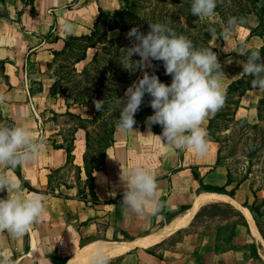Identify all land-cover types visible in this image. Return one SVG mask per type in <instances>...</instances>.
Segmentation results:
<instances>
[{"label": "crops", "instance_id": "1", "mask_svg": "<svg viewBox=\"0 0 264 264\" xmlns=\"http://www.w3.org/2000/svg\"><path fill=\"white\" fill-rule=\"evenodd\" d=\"M5 3L7 16L0 17V60H5L0 92L7 100L0 104V123L31 128L37 137H44L47 148L35 161L19 167L20 177L11 168L0 171L36 189L29 190L21 184L25 196L37 193L44 197L47 214L22 238L0 233L2 260L7 258L11 264H57L65 259L67 264L91 242H136L158 234L176 221L168 237L150 247L134 246L115 257L118 258L115 264H264V187L256 190L246 179L234 181L220 163V145L208 129L213 116L205 125L209 148L202 157L190 148L178 150L147 136V127H134L137 133H122L116 127L113 142L105 151L104 164L93 172L92 189L88 188L83 160L85 130L72 115L90 119L95 106L89 102L67 107L63 94L51 95L54 79L48 64L53 52L64 47L68 35L63 31L66 22L75 26L71 35L88 34L99 9L115 11L119 0H6ZM257 25L239 26L238 33H234L236 37L217 47L226 88L244 75L243 58L237 49L246 44L259 50L263 44V37L250 35ZM221 52L225 55L221 56ZM93 53L94 49L86 50L85 60L76 64L78 70ZM262 98L264 91L247 89L233 109L234 119L256 116V106ZM66 146L71 147L68 161ZM134 165L156 176L159 198L165 205L159 215L135 217L123 209L124 174ZM228 178L232 182L226 189L238 184L233 195L201 188V184L224 186ZM53 184L57 186L55 193L51 192ZM6 196V191L0 192V198ZM209 198L216 200L205 202ZM256 199L260 200V206L250 211L248 207ZM221 206H229L236 214L208 215L209 209Z\"/></svg>", "mask_w": 264, "mask_h": 264}, {"label": "clouds", "instance_id": "2", "mask_svg": "<svg viewBox=\"0 0 264 264\" xmlns=\"http://www.w3.org/2000/svg\"><path fill=\"white\" fill-rule=\"evenodd\" d=\"M221 0H191V14L198 18H211ZM237 24L235 17L229 18L218 38L228 41ZM63 31L71 35L75 26L66 22ZM216 35V29H210ZM127 37L133 40L127 48V63L121 62L129 71L152 67V61H162L171 84L160 81L154 73L145 71L142 78L130 85L124 98L112 105L118 109L116 127L122 133H137L135 115L149 95L153 115L147 118L148 135L175 149H192L197 156H204L209 148L207 120L220 111L225 103L227 90L223 83L225 73L217 54L208 48H198L183 34H177L167 23H149L145 34L139 27H133ZM246 57L242 64L243 73L251 76V87L264 91V57L259 50H250L242 44L237 52ZM133 55L139 60L133 61ZM135 65V70L133 69ZM7 96L0 92V104ZM97 111L102 112L103 100H93ZM162 127L160 135L151 132V126ZM47 148L41 135L22 125L0 124V169H16L35 161ZM124 188L121 198L123 209L135 217L159 215L165 205L159 198L156 176L142 166L134 165L124 174ZM7 196L0 198V233L7 232L12 238L25 236L35 224L47 214L44 197L37 193L25 196L18 180L0 171V192ZM0 264H11L4 258ZM88 264H111V258L102 245L88 256Z\"/></svg>", "mask_w": 264, "mask_h": 264}, {"label": "trees", "instance_id": "3", "mask_svg": "<svg viewBox=\"0 0 264 264\" xmlns=\"http://www.w3.org/2000/svg\"><path fill=\"white\" fill-rule=\"evenodd\" d=\"M5 2L6 0H0ZM120 8L112 12H104L99 9L97 20L94 23L90 33L73 36L67 35L64 40V47L60 51L53 52V59L48 64L57 62L58 60L69 59L70 68L69 74L64 75L61 67L58 65L53 72V84L50 88V94L55 95L61 93L67 101V107L70 105H84L93 103V100H103L104 108L102 112L94 109L93 116L90 119H82L78 115H72L78 119V126L85 130V151L83 154L84 167L87 178L89 179V188L92 189V174L95 170L100 169L105 160V151L113 142V132L119 118L118 109L113 110L112 105L118 100L123 99L127 88L134 81L142 78L140 75L141 68L135 71H129L124 68L121 62L127 63V48L132 46L133 40L127 37V33L133 27H139L140 31L147 33L149 31V23H167L169 27L179 34L187 36L193 44L198 48H208L207 42L211 38V34L204 32L202 18H198L191 14V0H119ZM226 0H221L218 3L215 12L219 17L223 18L221 6ZM235 10L231 12V16L237 20H242L248 14L254 13L258 17V25L251 29L250 35H259L264 38V33L258 31L262 26V15L264 13V5L258 7L259 0H234ZM112 30H118L119 33L114 38H107V33ZM94 49L91 59L80 69H76V64L85 60L86 50ZM215 53L216 49L211 48ZM259 51L264 57V41ZM133 61L140 59L138 55H133ZM5 60H0V74L3 75V67ZM145 71L149 74L157 75L161 82L171 84L172 77L167 75L162 61H152V67H146ZM76 77V79L74 78ZM252 77L242 75L240 78L232 81L226 88L227 96L224 109H233L239 103L242 94L251 89ZM236 95L235 99H231L232 94ZM151 97L145 95L144 103L140 110L135 115L136 124L134 127H147V118L153 115V109L150 107L149 101ZM264 110V98L260 99L256 106L257 116H261ZM219 111L209 121V134L212 128L214 119L218 116ZM226 114V113H223ZM222 114V115H223ZM0 115V120H1ZM246 122V119H243ZM151 130L160 135L162 127L159 124L151 126ZM211 135V134H210ZM215 139V138H214ZM217 141V139H215ZM60 146V145H57ZM67 161L70 158L71 147L66 146ZM93 152V155H91ZM220 160V155H219ZM218 160V161H219ZM18 177H20L19 167L12 169ZM231 179L228 178L224 186H211L201 184L204 190L226 193L233 195L235 184L230 190L226 186L231 184ZM21 184L26 185L21 180ZM27 186V185H26ZM29 190H36L27 186ZM245 206H247L245 204ZM252 211V206L248 207ZM255 255V254H254ZM65 259L57 264H64Z\"/></svg>", "mask_w": 264, "mask_h": 264}, {"label": "rangeland", "instance_id": "4", "mask_svg": "<svg viewBox=\"0 0 264 264\" xmlns=\"http://www.w3.org/2000/svg\"><path fill=\"white\" fill-rule=\"evenodd\" d=\"M234 2V0H226L224 5L221 6L220 10L221 12H223L222 19L219 17L217 12H215V15L211 18H202L201 22L203 24L204 32L211 34L210 29H216V35L211 34V38L207 42V45H209V49L213 48L217 50L218 46L221 47L223 45L224 40L218 37L228 19L232 18L231 12L235 10ZM263 5L264 0H259L258 7ZM120 6L121 2L119 8ZM5 16H7L6 3L0 1V17ZM262 21V26L258 28V31H262L264 33V13L262 15ZM258 22L259 20L256 14L251 13L246 15L242 20H237V24L233 28L232 36L236 37L234 33H238L239 26H251L255 25ZM118 33V30H112L107 33V38H114L118 35ZM249 49L253 50L252 48ZM238 50L239 48L237 49V51ZM221 53V56L225 55L223 54V52ZM221 56H219V58H221ZM241 56L243 58V60H241V63H244L246 57L243 55ZM71 60V58H66L63 60H58L57 62L51 64V66L49 67L51 74L53 75V72L60 64L64 65L63 67H61L63 71L62 73L64 75L69 74L66 71H68V69L70 68ZM75 67L76 69H79V65ZM145 69L146 67L141 69V75H143ZM74 78L76 79V77ZM230 98L235 99V93L232 94ZM229 107L230 108L228 109H224L223 107L219 111L220 114H218V116L214 119L212 128L210 130L212 138L217 139L220 145V163L226 167V169L230 173L231 178L234 181L239 179H246L250 182L251 187L258 190L264 187V110H262L260 117L257 116L256 111V116H254L253 118H249L248 120H246V122H243V119H234V116L232 115V106ZM91 155H93V152ZM87 183L90 184L89 179H87ZM56 187V185L51 187V192L55 193ZM258 206H260V200L256 199L252 207L254 209H257ZM207 213L211 216H225L229 214H236L229 206L213 207L209 209ZM150 252L155 254L153 250H150ZM117 261L118 258H112L111 264H115Z\"/></svg>", "mask_w": 264, "mask_h": 264}, {"label": "bare ground", "instance_id": "5", "mask_svg": "<svg viewBox=\"0 0 264 264\" xmlns=\"http://www.w3.org/2000/svg\"><path fill=\"white\" fill-rule=\"evenodd\" d=\"M216 199H206L205 202H211L215 201ZM246 212V211H245ZM246 215L252 224L250 215L248 212H246ZM176 221H173L170 225H167L162 231H160L156 235L149 236L145 239H141L136 242H118V241H94L91 242L89 245L85 247V249L81 252H79L77 255L73 256L67 264H88V256L89 254L94 251L99 245H102L105 249V251L108 253L110 258H115L118 256L123 255L124 253H127L133 249L134 246L140 245L144 247H150L160 241H162L164 238L168 237L174 230ZM252 230L256 238L259 239V235L252 225ZM264 256V254H263Z\"/></svg>", "mask_w": 264, "mask_h": 264}, {"label": "built area", "instance_id": "6", "mask_svg": "<svg viewBox=\"0 0 264 264\" xmlns=\"http://www.w3.org/2000/svg\"><path fill=\"white\" fill-rule=\"evenodd\" d=\"M0 260H2V257H1V250H0Z\"/></svg>", "mask_w": 264, "mask_h": 264}]
</instances>
